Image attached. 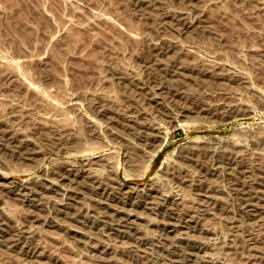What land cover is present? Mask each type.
<instances>
[{"label":"rangeland","instance_id":"374dc122","mask_svg":"<svg viewBox=\"0 0 264 264\" xmlns=\"http://www.w3.org/2000/svg\"><path fill=\"white\" fill-rule=\"evenodd\" d=\"M0 135V264H264V0H0Z\"/></svg>","mask_w":264,"mask_h":264},{"label":"bare ground","instance_id":"6f19581e","mask_svg":"<svg viewBox=\"0 0 264 264\" xmlns=\"http://www.w3.org/2000/svg\"><path fill=\"white\" fill-rule=\"evenodd\" d=\"M140 2V1H139ZM139 4V3H138ZM143 4V3H142ZM145 5V4H144ZM138 9V8H137ZM153 10V9H152ZM151 14V13H150ZM180 14V13H179ZM155 15V14H154ZM165 20V19H164ZM190 25V24H189ZM179 73V72H178ZM176 75V74H175ZM179 75V74H178ZM126 127V126H125ZM3 135H4V133H3ZM9 136V135H8ZM0 137H1V135H0ZM12 138V137H11ZM10 138V140H12ZM1 139V138H0ZM6 139V138H5ZM8 140V139H7ZM14 140V139H13ZM0 141H2V140H0ZM9 141V140H8ZM8 141H7V143H8ZM3 143V142H2ZM5 143V142H4ZM3 143V144H4ZM10 143H11V141H10ZM13 143V142H12ZM15 148V147H14ZM13 149V148H12ZM19 150V149H18ZM26 150V149H25ZM7 153V152H6ZM17 157V156H16ZM26 157V156H25ZM238 164V163H237ZM235 165V164H234ZM249 173V172H248ZM238 177V176H237ZM254 181V180H253ZM244 182V184H243V187H245L246 186V184H245V180L243 181ZM247 182V181H246ZM255 182V181H254ZM256 183V182H255ZM251 184V183H250ZM261 184V183H260ZM253 185H258L259 186V183H256V184H253ZM262 186H263V184H261ZM106 186V185H105ZM248 186H249V184H248ZM14 187V186H13ZM242 187V188H243ZM251 188H252V186H250ZM250 187H248V189L250 188ZM264 187V186H263ZM260 188V187H259ZM104 189V188H103ZM119 189V188H118ZM121 189V188H120ZM123 190V189H122ZM120 191V190H119ZM148 191V190H147ZM254 190H253V188H252V192H253ZM256 191V190H255ZM112 192V191H111ZM121 192V191H120ZM119 192V193H120ZM123 192V191H122ZM129 192V191H128ZM151 192V191H150ZM259 192V191H258ZM19 193V192H18ZM131 193V192H130ZM241 193V192H240ZM256 193V192H255ZM253 194V193H251V192H245V188L244 189H242V194L243 195H245L246 196V198L245 199H239L238 200V204H239V209L240 210H238V211H240V213L239 214H241V217L243 218V219H245V221H247V222H249L250 223V225L252 226H254L255 227V225L258 223V225H260L259 224V217H260V214H261V212L259 211V210H261V208L260 209H258V207L259 206H257L256 204H258L257 202L258 201H260V199H255L254 197H256V194ZM113 194H114V192H113ZM13 195H15V194H13ZM124 195V194H123ZM156 195V194H155ZM241 195V194H240ZM242 195V196H243ZM259 195V194H258ZM112 196H114V195H112ZM116 196V195H115ZM119 196V195H118ZM117 196V197H118ZM126 197H127V195H126ZM158 197V196H157ZM247 197H248V199H247ZM250 197V198H249ZM22 198H24V197H22ZM123 198V197H122ZM148 198V197H147ZM244 198V197H243ZM252 198H254V199H252ZM257 198V197H256ZM259 198H260V196H259ZM126 199V198H125ZM26 200V199H25ZM122 200V199H121ZM124 200V199H123ZM161 200V199H160ZM262 200V199H261ZM21 201H23L22 199H21ZM28 201V200H27ZM26 201V202H27ZM151 201V200H150ZM263 201H264V199H263ZM23 202H25V201H23ZM30 202V201H29ZM122 202V201H121ZM146 202V201H145ZM163 202V201H162ZM237 203V202H236ZM36 204V203H35ZM145 204V203H144ZM154 203L153 202H147L146 203V205H145V208L148 210L149 209V205L150 206H154L153 205ZM163 204V203H162ZM174 204V203H173ZM160 205H161V202H160ZM159 205V206H160ZM178 205V204H177ZM35 206V205H34ZM40 206V205H39ZM170 207V206H169ZM166 208V207H164L163 209H165L164 211H163V214H164V216H166L167 217V219L169 218L170 220H174L175 221V218H178L179 219V217L177 216V212H176V210L174 209V208H172V207H170V208ZM40 208V207H39ZM42 208V207H41ZM157 208V207H156ZM152 210H153V208H152ZM152 210H150V211H152ZM178 210V209H177ZM199 210V209H198ZM203 210V209H202ZM45 212V211H44ZM67 212V211H66ZM182 212V211H181ZM111 213V212H110ZM119 213V212H118ZM156 213V212H155ZM186 213V212H185ZM184 213V214H185ZM204 213V212H203ZM203 213H201V216H202V214ZM117 214V213H116ZM127 214V213H126ZM183 214V215H184ZM187 214V213H186ZM125 215V214H124ZM162 215V214H161ZM182 215V214H181ZM131 216V215H130ZM180 216V215H179ZM186 216V215H185ZM193 216V215H192ZM191 216V217H192ZM198 216H200V215H198ZM116 217H117V215H116ZM121 217V216H120ZM119 217V218H120ZM126 218V217H125ZM72 219V218H71ZM117 219V218H116ZM121 219H123V217H121ZM120 219V220H121ZM101 220V219H100ZM124 220V219H123ZM126 220V219H125ZM192 220V219H191ZM191 220H187L183 225L182 224H179L178 223V226H171V224H169V229H171L169 232L171 233V232H175V228H177V227H181L182 229L184 228V229H190V224L189 223H193V221H191ZM127 221H128V218H127ZM126 221V222H127ZM129 222V221H128ZM263 222V221H262ZM40 223V222H39ZM103 223V222H102ZM121 223H123L122 225H123V227L125 226V227H127L128 225V223H125V222H121ZM181 223V222H180ZM248 223V224H249ZM45 224V223H44ZM173 224V223H172ZM197 224V223H196ZM98 225V224H97ZM113 225H115V224H113ZM130 225V224H129ZM161 225V224H160ZM175 225V224H174ZM262 225V224H261ZM103 226V225H102ZM119 227H121V226H119ZM97 228V227H96ZM99 228H100V226H99ZM111 228H113L112 226L109 228V229H111ZM115 228V227H114ZM192 229H193V227H191ZM118 229V228H117ZM123 229V228H122ZM122 229H120V230H122ZM102 230V229H101ZM100 230V231H101ZM181 230V229H180ZM99 231V232H100ZM113 231V230H112ZM115 231V230H114ZM122 231H124V230H122ZM93 232V231H92ZM105 232V231H104ZM113 233V232H112ZM115 233V232H114ZM113 233V234H114ZM167 233V232H166ZM165 233V234H166ZM176 233V232H175ZM112 234V235H113ZM120 234V233H119ZM122 234V233H121ZM174 234V233H173ZM108 235V234H107ZM115 235V234H114ZM118 234L116 233V236H117ZM248 235V234H247ZM252 235V234H251ZM18 236V235H17ZM120 236V235H119ZM19 237V236H18ZM171 237V236H170ZM120 238H122V237H120ZM251 238V237H250ZM180 239V238H179ZM254 239V238H253ZM253 239H249V238H247V243H245L243 240V242H242V245H243V249H247L248 248V252H250L251 254H255V253H258V250L259 249H256V247L252 244V243H254L253 242ZM2 240V239H1ZM137 240V239H136ZM257 240V239H256ZM18 241V240H17ZM17 241H16V234L14 235L13 234V236L11 237V239H10V243L12 242V246H13V244H15V243H17ZM181 242V241H180ZM11 245V244H10ZM194 245V244H193ZM18 246V245H17ZM187 247H186V251H184L185 252V254L183 255H180L181 257H179L180 259H177V260H173V258H172V260H167L166 261V263H164V264H200L199 262V259H198V257H197V252H198V250L200 249L199 247H194V246H190V245H186ZM197 246V245H196ZM13 247H15V245L13 246ZM159 247V246H158ZM11 248V247H10ZM170 248H171V246H170ZM15 249V248H14ZM129 249V248H128ZM9 250V249H8ZM165 250V249H164ZM185 250V249H184ZM171 251V250H170ZM169 251V252H170ZM240 251V250H239ZM247 251V250H246ZM168 252V253H169ZM167 253V252H166ZM174 253H175V251H174ZM165 254V253H164ZM170 254H172V253H170ZM178 254V253H177ZM176 254V255H177ZM247 255L246 256H248L249 254L248 253H246ZM234 255V254H233ZM166 256V255H165ZM171 256V255H170ZM236 256V255H235ZM258 257V256H257ZM175 258V257H174ZM231 258V257H230ZM241 258V257H240ZM243 258V257H242ZM259 258V257H258ZM171 259V258H170ZM246 259H248L249 261H255L257 258H256V256H254V255H249L248 257H246ZM260 259V258H259ZM145 260V259H144ZM156 260V259H155ZM247 260V261H248ZM165 261V260H164ZM257 261V260H256ZM255 261V262H256ZM147 262V261H146ZM162 262V261H161ZM208 261H206V264H212V263H207ZM202 263H203V261H202ZM214 264V263H213Z\"/></svg>","mask_w":264,"mask_h":264}]
</instances>
